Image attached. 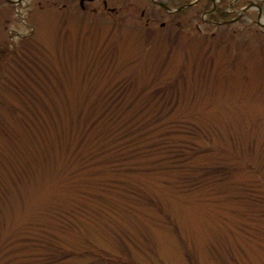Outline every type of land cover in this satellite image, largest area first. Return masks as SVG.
I'll return each mask as SVG.
<instances>
[{
	"label": "rangeland",
	"instance_id": "rangeland-1",
	"mask_svg": "<svg viewBox=\"0 0 264 264\" xmlns=\"http://www.w3.org/2000/svg\"><path fill=\"white\" fill-rule=\"evenodd\" d=\"M64 1L0 15V264H264V0Z\"/></svg>",
	"mask_w": 264,
	"mask_h": 264
},
{
	"label": "flooded vegetation",
	"instance_id": "flooded-vegetation-1",
	"mask_svg": "<svg viewBox=\"0 0 264 264\" xmlns=\"http://www.w3.org/2000/svg\"><path fill=\"white\" fill-rule=\"evenodd\" d=\"M76 1H78L77 5H78L79 11H82L87 14L98 13V10L100 8L108 9L112 13H116L118 11V8L116 6H109L110 0H65L63 2V10L65 11L69 9V7H74L76 5ZM150 1L153 2L154 5L159 9V13H169L175 16L178 15L182 11H189V10H195V9L204 10L205 12H208L209 15L211 14L215 15L219 13L220 11L222 12L227 11L226 6H225L226 3L225 5L223 2L221 4L220 0H150ZM137 2H140V1L137 0ZM210 2H212V5H213L212 8L209 7ZM235 2H239V1L235 0ZM36 3L39 4L40 6L43 5V2H41V0H37V1L35 0H0V15L2 11H6V12L13 11V7H16V10H20V8L22 7V9H27L29 11V9H32ZM253 7L258 8L259 10L258 16L259 18L262 17V14H263L262 6H260L259 4L255 2H251L249 4L242 6L240 9V12L237 13V16L233 19H237V21H239L241 19L240 16L243 13H245L247 10ZM17 13H19V11ZM19 14H17L18 17L20 16ZM141 15L143 17H146L145 25L147 27L156 26L154 24L152 25L151 22H155L157 19H155V17L152 15L146 16V10L143 9L141 11ZM222 18H223V22L217 21L215 19L213 20H215L216 23H221V22L225 24L229 23L230 19L229 20L225 19L224 16ZM258 22L264 25V23L261 22L260 19L258 20ZM25 24H26L27 29H30L32 31L34 30V26H31L28 21H25ZM159 26L161 28H167L168 22L161 21L159 23ZM22 27L19 25L11 27L10 33L7 35L8 38L5 39L6 37H4L3 39H0V43H1L0 58L7 57L11 55L12 53H15L16 46L14 44L28 39V36L30 34L26 33ZM242 29H244V27H242ZM4 43H11L13 45L9 49L8 46L3 45Z\"/></svg>",
	"mask_w": 264,
	"mask_h": 264
},
{
	"label": "trees",
	"instance_id": "trees-1",
	"mask_svg": "<svg viewBox=\"0 0 264 264\" xmlns=\"http://www.w3.org/2000/svg\"><path fill=\"white\" fill-rule=\"evenodd\" d=\"M227 17V15H228V12H226V11H220L219 13H217V14H215V15H212L211 14V16L214 18V19H216V18H220V17ZM194 131H195V128L193 129Z\"/></svg>",
	"mask_w": 264,
	"mask_h": 264
}]
</instances>
